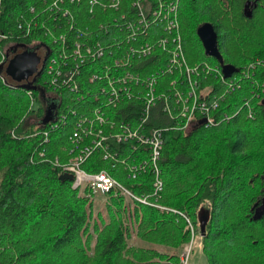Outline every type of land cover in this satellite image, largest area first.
<instances>
[{
    "label": "trees",
    "instance_id": "trees-1",
    "mask_svg": "<svg viewBox=\"0 0 264 264\" xmlns=\"http://www.w3.org/2000/svg\"><path fill=\"white\" fill-rule=\"evenodd\" d=\"M53 2L0 0V34L7 35L0 40V60L4 47L11 43L44 47L45 56L51 49L48 58L55 56V28L59 25L56 35L67 31V17L55 13ZM246 4L250 16L244 13ZM67 6L78 17L68 32L70 39L87 26L99 31L104 15L90 20L88 8ZM179 20L189 64L208 62L221 68L214 57L204 54L196 34L199 25L210 23L224 64L238 69L231 75L240 85L225 94L218 111L222 115L231 112L227 115L233 117L186 130L177 128L176 120L161 111L160 101L144 122L139 103L129 101L121 106L116 119L143 130L163 129L159 159L163 188L157 195H153L149 169L139 170L133 178L128 168L120 164L111 167L100 148L82 165L87 172L108 169L136 196L148 194L152 203L162 208L129 199L115 188L98 198L86 191L81 195L72 188V179L60 178L65 173L60 161L69 157V137L77 115L68 113L64 123L50 129L55 115L46 124L40 123L45 106L39 104L29 111V89L9 81L0 71V264H181L179 255L191 240V230L178 212L189 218L194 238L201 236L209 264H264V113L262 100L259 102L264 64L258 59L264 58V0H181ZM255 60L260 64L247 78L241 77L240 71ZM98 63L90 59L79 68L89 74ZM40 73L28 81H33L36 89L31 91L44 105L40 88L44 93L50 88L44 67ZM201 82L213 83L214 90L224 87L219 79ZM69 92L62 90L57 113L63 112V102L76 96ZM91 99L86 101L89 105ZM249 109L254 111L253 117ZM26 111L39 117V136H29L31 128L23 125ZM46 129L45 142L42 131ZM134 144L113 143V148L120 152L119 157H136L131 148ZM93 198L104 199L96 214ZM133 233L145 244H130Z\"/></svg>",
    "mask_w": 264,
    "mask_h": 264
},
{
    "label": "built area",
    "instance_id": "built-area-1",
    "mask_svg": "<svg viewBox=\"0 0 264 264\" xmlns=\"http://www.w3.org/2000/svg\"><path fill=\"white\" fill-rule=\"evenodd\" d=\"M179 2L180 0H54L52 3L55 13L67 17V31L56 35L59 28L56 25L55 56L49 59L48 55L52 50L49 49L45 56L47 49L41 47L42 51L37 54L40 57L38 66L39 70L44 67L48 77L50 89L44 96L51 93V96L45 97H51L57 102L55 121L50 129L56 128L60 122L64 123L68 113L77 115L74 130L69 137L72 144L69 153L73 154L62 165L63 172L72 174L74 188H89L94 194L116 188L129 199L138 200L106 171L88 173L81 167L94 150L100 148L105 159L123 163L142 159L138 164L126 163L128 170L135 176L139 170L149 169L153 175V195L162 190L159 159L163 146V129L150 127L143 130L139 125L133 127L132 123L116 119L115 113L129 101L142 106L145 113L142 122L146 120L149 110L160 101L161 111L169 118H174L179 129L187 130L197 125L213 126L233 117V114L222 115L218 111L220 101L225 94L239 87V80L236 76L232 77L233 74L225 78L221 68L208 62L194 65L188 63L182 41ZM69 4H74L79 9L83 6L88 8L90 20H94L97 14L104 15L105 20L98 25L99 31L93 32L87 26L85 31L77 33L76 38L73 36L70 39L71 33L68 32L74 29L78 17L69 9ZM98 10L101 13H97ZM108 12L110 13L107 14ZM21 27L22 24H19V28ZM6 38L7 35L0 34V40ZM26 47L28 46L15 43L4 47L0 64L5 66L9 58ZM44 59H47L46 63ZM90 59L99 60V63L94 71L84 74L79 67ZM255 61L240 71L241 77L247 78L250 70L260 64V60ZM81 78L84 86L80 84ZM211 78L219 79L224 87L218 90L213 87L205 89L207 84L201 81ZM163 82L166 85L158 92ZM85 87L94 91H85ZM66 89L76 96L63 102V112L57 113L62 90ZM27 93L31 109L34 95L31 90ZM89 99L93 100V104L86 102ZM248 113L252 114L251 109ZM48 131H42L45 142ZM127 141L135 143L131 148L137 152L136 157H119L120 152L118 154L114 151L113 143ZM43 154L40 152V155ZM55 162L58 160L55 159ZM139 200L142 203L147 201ZM178 213L185 218L191 230V240L182 252L185 259L183 264H186L194 240V230L189 219Z\"/></svg>",
    "mask_w": 264,
    "mask_h": 264
},
{
    "label": "water",
    "instance_id": "water-1",
    "mask_svg": "<svg viewBox=\"0 0 264 264\" xmlns=\"http://www.w3.org/2000/svg\"><path fill=\"white\" fill-rule=\"evenodd\" d=\"M247 6L248 4L245 5L244 13L245 15L250 16V14L246 11ZM196 34L202 43L204 54L208 57H214L218 61L222 68L224 77H229L232 73L238 72V69H234L233 67L224 64L222 56L217 47L216 33L210 23H203L199 25L196 29ZM38 47L39 46H28L25 50L15 53L11 58L8 59L7 64L5 66L1 64L0 71H4L6 76L10 77L16 83H19L22 87L29 90L36 89V86L32 85L33 81H28V78L34 74L38 75L40 73V71L38 70V65L40 64V57L36 53V49ZM13 51H15V49ZM22 82H25V84H23ZM40 89L41 99L44 100L45 98L46 102H48L47 107H45L44 117L40 120V123L46 124L47 122L53 119L55 115L54 110L57 106V102H55V99L48 101L44 96V90L42 88ZM261 105L264 113V97L261 101ZM60 178L72 179V174L65 172L60 175ZM203 230L204 223L201 224V231Z\"/></svg>",
    "mask_w": 264,
    "mask_h": 264
},
{
    "label": "rangeland",
    "instance_id": "rangeland-1",
    "mask_svg": "<svg viewBox=\"0 0 264 264\" xmlns=\"http://www.w3.org/2000/svg\"><path fill=\"white\" fill-rule=\"evenodd\" d=\"M181 1V0H180ZM179 11H180V2H179ZM180 27H181V24H180ZM181 33H182V31H181ZM198 37V36H197ZM182 41H183V45H184V50H185V43H184V39H183V34H182ZM202 44V43H201ZM38 49H40V52L42 51V49L39 47ZM185 54H186V50H185ZM186 59H187V61H188V58H187V55H186ZM258 59H260L261 60V62H262V64H264V58H261V57H258ZM256 61H252L251 63H255ZM158 66V65H157ZM247 66H248V64H247ZM256 66H258V64H256L254 67H256ZM154 68H156L155 67V65H154ZM3 75L5 76V77H7L8 79H9V81H11L10 80V78L8 77V76H6L4 73H3ZM12 82V81H11ZM166 85V83L165 82H163L162 83V87H161V89H159V91L158 92H161L162 91V88L164 87ZM214 85H213V83H208L207 85H205V89H209V88H211V87H213ZM50 94V95H49ZM26 95H27V98H28V102H29V107H30V97H29V95H28V93L26 92ZM261 95H262V97H261V99L259 100V102L263 99V97H264V84H263V89L261 90ZM45 96H51V93H48L47 95H45ZM34 97V105H33V107L30 109L29 108V111H32L33 109H37L38 107H39V104H40V106H42L43 108H44V105H43V103L41 102V101H37V99H35V96H33ZM262 106V105H261ZM29 111H26V115L24 116V122H23V125L24 124H26L27 126H29V128H31V133L29 134V136H31V137H35V136H39V133H38V131H37V129H36V127L38 126V120H39V117H37V114H36V112H29ZM234 111V110H233ZM228 111H226V113H227ZM251 112H252V114L250 115L251 117H253L254 116V111L253 110H251ZM231 113V112H230ZM229 112L227 113V114H230ZM255 118V117H254ZM253 118V119H254ZM190 129V128H189ZM192 129V128H191ZM190 129V130H191ZM11 134H12V136L13 137H16V135H15V131L12 129L11 130ZM73 154V153H72ZM72 154H69L68 153V158L64 161V162H62V161H60L62 164H66L67 162H68V160H69V158H70V156L72 155ZM91 156V155H90ZM89 156V157H90ZM88 157V158H89ZM87 158V159H88ZM86 159V160H87ZM85 160V161H86ZM84 161V162H85ZM84 162L82 163V165L84 164ZM110 164H111V167H114L116 164H120V165H122L123 167H124V169H126V168H128L127 167V164L126 163H128V164H130V165H132V164H138V162H136V161H131V160H127L126 161V163H123V162H121V161H114V160H110ZM82 165H81V167H82ZM83 168V167H82ZM84 169V168H83ZM85 170V169H84ZM86 171V170H85ZM101 171V170H100ZM102 171H106L107 172V174L112 178V179H114L117 183H119L123 188H126V189H128V190H130L133 194H134V192L132 191V189H130L126 184H124L123 182H121L120 180H118L115 176H113V174H112V172H110L108 169H102ZM87 172V171H86ZM99 172V171H98ZM88 173H96V172H88ZM160 174H161V170H160ZM133 178H134V176H132ZM72 188H74L73 187V181H72ZM75 190L77 189V188H74ZM116 189V188H115ZM78 191H79V193L81 194V195H84V192L86 193V195H91L92 194V196H94V197H96V198H98V197H102L103 195H102V193H100V192H97L96 194H94V193H92V191H91V189H89V188H84V189H82V190H79V189H77ZM118 193L120 192L121 193V190H119V189H117L116 190ZM122 194V193H121ZM135 195V194H134ZM136 196V195H135ZM137 197V199H138V201L139 202H141L139 199H144V200H147L146 201V203H149L150 205L151 204H154V203H152V200L151 199H149V195L147 194V195H145V196H136ZM133 199V198H132ZM103 200L104 199H102V200H100V201H98V200H94V198H93V201L96 203V205H95V208L93 209V213L94 214H96L98 211H99V209L101 208V206H102V203H103ZM142 203V202H141ZM146 203H143V204H146ZM157 204H154L153 206H155V207H160V208H162L161 206H156ZM206 205L208 206V203H206ZM189 219V218H188ZM189 226V225H188ZM190 242V241H189ZM189 242L188 243H186V245L185 246H187L188 244H189ZM201 242H202V238H201V236L199 235V234H197L196 236H195V238H194V240H193V243H192V248H191V250H190V253L188 254V257H187V263L186 264H209V262H208V259H207V257H206V255L204 254V252H203V250H202V244H201ZM129 243L130 244H136V245H144L145 243H143V242H141V241H139L136 237H135V235H134V233H133V235L131 236V239L129 240ZM91 244L93 245L94 244V242H91ZM185 246L183 247V249H182V251L181 252H184L183 250H184V248H185ZM183 259H184V257L182 256V253H181V255H179V260H180V263L181 264H183ZM184 261H185V259H184Z\"/></svg>",
    "mask_w": 264,
    "mask_h": 264
},
{
    "label": "flooded vegetation",
    "instance_id": "flooded-vegetation-1",
    "mask_svg": "<svg viewBox=\"0 0 264 264\" xmlns=\"http://www.w3.org/2000/svg\"><path fill=\"white\" fill-rule=\"evenodd\" d=\"M24 49V48H23ZM23 49H21V51L23 50ZM37 51V54L39 55V53H40V49H36ZM20 52V51H19ZM40 69V67L38 66V70ZM40 72H41V70H39ZM41 75V73L37 76V78L39 77ZM36 76V74H34V75H32V76H30L29 78H28V80H32L34 77ZM10 78V77H9ZM11 79V78H10ZM12 80V79H11ZM46 99L48 100V101H50V100H52L53 98H51V97H46ZM54 100V99H53ZM43 102H44V106L45 107H47V105H48V102H46V100H45V98H44V100H43Z\"/></svg>",
    "mask_w": 264,
    "mask_h": 264
},
{
    "label": "bare ground",
    "instance_id": "bare-ground-1",
    "mask_svg": "<svg viewBox=\"0 0 264 264\" xmlns=\"http://www.w3.org/2000/svg\"><path fill=\"white\" fill-rule=\"evenodd\" d=\"M218 67H219V66H218ZM1 72H2V71H1ZM1 72H0V73H1Z\"/></svg>",
    "mask_w": 264,
    "mask_h": 264
}]
</instances>
